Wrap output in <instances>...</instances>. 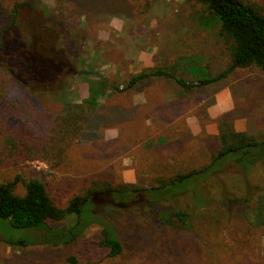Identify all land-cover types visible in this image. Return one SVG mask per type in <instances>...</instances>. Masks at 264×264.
<instances>
[{
	"label": "rangeland",
	"instance_id": "1",
	"mask_svg": "<svg viewBox=\"0 0 264 264\" xmlns=\"http://www.w3.org/2000/svg\"><path fill=\"white\" fill-rule=\"evenodd\" d=\"M13 1L3 0L8 6ZM15 1L14 38L18 47L34 55L33 82L28 86L46 93L18 101L19 96L8 91L11 104L0 108V183L16 176L38 178L51 199L64 206L93 179L148 189L157 184L158 174L167 176L174 165L188 169L208 163L224 116L231 123L235 117H244L248 134H264V71L251 67L193 92L178 90L164 78L152 80L143 92L120 94L109 89L78 138L67 145L53 139L55 117L65 113L68 102L79 103L87 97L88 80L105 77L109 85L121 84L143 69H171L185 56L192 57L197 68L201 66L196 69L198 75L211 76L227 66L229 51L218 38L217 23L201 24L200 18L210 15L203 14L204 8L195 2ZM244 1L264 10V0ZM47 69L50 74L43 83ZM5 86L0 83V93ZM222 89L230 91L233 110L218 116L216 134L194 135L188 121L201 128L209 123L215 94ZM172 119H176L172 124L180 126L175 131L165 129ZM60 147L63 154H57ZM223 168L229 171L232 191L228 194L214 190L211 180L198 183L203 200L199 203L194 204L184 192L175 196L180 207L193 209L190 230L151 220L145 203L121 210L113 220L123 251L109 257L96 243L97 225L74 243L53 246L38 242L43 240L42 231L13 227L0 218V264H72L69 257L76 264H264V190L249 193L245 188L249 186L243 185L250 179L262 186L264 170L258 165L244 173L232 161ZM23 188L19 181L15 192L22 194ZM247 197L250 204L241 203ZM145 198L160 202L155 205L159 213L174 206L164 195L147 192ZM226 199L228 206L223 205Z\"/></svg>",
	"mask_w": 264,
	"mask_h": 264
},
{
	"label": "trees",
	"instance_id": "2",
	"mask_svg": "<svg viewBox=\"0 0 264 264\" xmlns=\"http://www.w3.org/2000/svg\"><path fill=\"white\" fill-rule=\"evenodd\" d=\"M185 1L200 4L204 8L203 14L210 15V17L201 15L202 25L218 24V38L225 41L229 51L227 66L211 76L198 75L196 69L199 70L201 66L197 68L194 66V59L185 56L177 59L178 61L171 69L164 67L143 69L128 76L121 84L109 85V80L105 77L88 80L87 97L81 99L79 103L68 102L65 113L55 117L53 139L58 138L60 142L64 141L67 145L78 138L84 123L99 106V98L105 97L109 89L120 94L138 93L148 88L152 80L164 78L172 81L178 90L193 92L195 89L222 82L239 69L254 67L264 71V10L262 6L244 0ZM3 5L5 3L2 0L0 1V83L6 86L3 93H0V108L11 104L10 100H7L8 91L13 94L12 96H19L18 101L21 98L46 93L45 90H33L28 86L30 82H33L30 72L34 55L18 47L17 38L13 35L16 33L14 28L18 20L17 2L14 0L10 6L5 5L8 8H4ZM57 64L62 65L60 62ZM49 71V69L46 70L43 83L47 79V74H50ZM187 73L192 77H186ZM78 109V112H74ZM174 120L176 119L168 122L165 129L169 131L178 129L179 123L172 124ZM213 138L216 143L215 148H210L212 153L209 162L198 168L186 169L174 165L171 167L172 172L167 173V176L158 174L157 184L148 189L138 188L128 183L114 186L109 181L93 179L79 192L73 194L64 206L57 205L51 199L46 185L38 178L20 180L16 176L13 181L0 183V218L8 220L13 227L42 231L40 237L43 240L38 242L51 243L53 246L74 243L87 229L97 225L96 243L99 248L107 252L109 257H117L123 251V244L113 220L121 210H130L134 206L145 203L151 209L148 210L151 220L164 226L187 227L190 230L194 225L191 212L193 209L190 211L186 209L187 206L182 208L178 205L175 196L179 192L186 193L194 204L199 203L202 200V194L198 183L205 185L212 180L211 186L214 190H221L224 195L228 194L232 191L230 177L227 176L229 171L223 170L224 164L228 161H232L234 165L245 170L244 173H248L258 165H261L264 170V134L253 136L247 132H237L233 129L228 116H224L219 124V133ZM54 148L56 147L53 145ZM63 151V147H60L57 154H63ZM19 181L24 187L22 194L15 192V185ZM243 185L249 186L245 187L249 189H246L249 193L264 190V184L261 186V184L251 183L250 179L244 181ZM245 188L242 187V189ZM147 192L158 194V196L164 195L167 200L174 202V206L159 213L155 205L160 202H151L146 198L145 200L144 193ZM227 200L223 205L228 206ZM240 200L241 203L249 205L251 197ZM49 221L59 226L52 228L48 224ZM68 260L76 264L74 257H69Z\"/></svg>",
	"mask_w": 264,
	"mask_h": 264
},
{
	"label": "crops",
	"instance_id": "3",
	"mask_svg": "<svg viewBox=\"0 0 264 264\" xmlns=\"http://www.w3.org/2000/svg\"><path fill=\"white\" fill-rule=\"evenodd\" d=\"M234 104L232 100L231 93L228 89H222L215 94V110L209 111V123H206L201 128L200 125L197 126L196 123L188 121V125L190 131L195 135L199 132H204L205 134H216L217 133V125L215 121L219 115L223 113L230 112L233 110ZM190 119V118H189ZM233 129L237 132H246V121L244 117H235L232 122ZM150 128V127H149Z\"/></svg>",
	"mask_w": 264,
	"mask_h": 264
}]
</instances>
